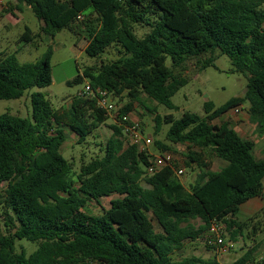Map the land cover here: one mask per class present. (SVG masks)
Here are the masks:
<instances>
[{"label": "trees", "instance_id": "16d2710c", "mask_svg": "<svg viewBox=\"0 0 264 264\" xmlns=\"http://www.w3.org/2000/svg\"><path fill=\"white\" fill-rule=\"evenodd\" d=\"M17 1L21 12L23 6L30 8L49 37L63 30L77 36L85 32L91 58L116 47V60L87 67L70 84L87 79L94 90L125 95L120 117L141 105L154 116L155 134L169 125L166 140L188 146L187 166L196 164L200 173L189 187L170 167L148 176L147 155L126 142L124 127L116 123L110 125L103 155L76 172L61 151L66 129L83 143L108 121L107 111L98 106V95L78 94L69 108L54 110L42 93H34L31 119L0 115V187L7 185L3 205L9 228L0 238V264H217L198 257L175 259L214 221L225 226L232 241L256 242L260 214L245 221L238 214L248 201L264 200V159L255 157L254 140L240 136L229 123L216 122L248 103L247 112L264 137V0ZM138 27L147 32L139 36ZM32 34L26 27L22 41L33 42ZM216 52L227 55L247 78L243 97L220 107L208 101L204 117L186 112L180 119L162 117L145 105L144 95L174 109L173 97L189 82L182 74L186 62L197 58L203 69L212 65ZM52 55L49 48L33 63L0 55V99H20L30 89L52 85ZM155 146L172 151L161 141ZM213 158L225 166L212 170ZM113 195L119 197L101 215L88 210L90 202L100 204ZM195 220L202 224L195 226ZM23 240L38 244L37 250L18 252L16 243ZM261 247L256 242L231 264H264V255L257 256Z\"/></svg>", "mask_w": 264, "mask_h": 264}, {"label": "rangeland", "instance_id": "374dc122", "mask_svg": "<svg viewBox=\"0 0 264 264\" xmlns=\"http://www.w3.org/2000/svg\"><path fill=\"white\" fill-rule=\"evenodd\" d=\"M22 9L23 12L17 11L20 13L21 18V23L18 26L11 24V22H14L12 14L9 16L10 21L6 19L8 15L7 12L11 11L10 8H4L0 11V55L14 54L21 63H33L40 60L47 50L52 48V85L46 88L30 89L20 99H0V115L11 114L31 119V96L34 93H42L54 110L69 108L72 98L77 96L84 89L87 79H83L81 84L70 83L73 82L78 75L83 74V71H85L87 67L93 69L99 68L102 62L110 63L116 60L119 57V52L116 47H110L99 58H91L85 52L88 45V35L85 32L77 36L71 30H63L56 34L54 38L49 37L41 31L42 23L34 16L32 11L29 10L27 6H23ZM183 16L185 17V14H183ZM26 27H29L33 33L32 35L35 36V39L31 43L22 41L21 38ZM78 27L83 26H81L80 23ZM146 32L147 29L144 27L137 28V34L139 36H142ZM210 56L211 54L205 55L201 57L200 60L202 61ZM197 62V58H191L185 64L182 74L188 78L189 82L173 97L174 109H169L164 105L158 104L144 95L142 98L145 105L156 110V113L162 117L172 114L175 119H180L186 112L204 117V104L206 102L211 101L216 107H220L233 98L245 95L247 91V78L243 74L235 71L227 55L216 52L212 65L203 69H201V66ZM167 64L168 66L172 65L171 59H168ZM175 72L180 71L177 70ZM111 98L116 106L125 105V103L128 102L125 95L122 97L112 96ZM248 107L249 104L245 103L244 108L247 109ZM223 121L224 120H217L216 123L222 124ZM129 122L139 123L142 132L153 139L154 143L150 147L152 153H162L156 148V141H161L172 148L170 152H172L177 159V168L184 169V175L178 178L186 187H189L190 184L197 180L200 173L197 165L192 164L191 167L187 166L190 152L188 146L183 144H171L166 140L169 125L163 124L160 133L155 134L154 127L156 123L154 122V116L146 112L145 109L138 104H135L134 111L131 113V116H129ZM111 124L112 122L109 119L83 143H78L77 136L69 130H66V141L61 151L64 157L72 162L76 172H79L83 163H88L92 158L103 155L104 146L112 133L110 129ZM248 138L256 142L257 155L255 156L258 159H264V155L260 156L261 150L264 149V138L259 136L257 132L254 135L250 134ZM225 164L224 161L213 158L212 170H219L225 166ZM6 186V184H3L2 187H0V238L9 234V228L5 224L3 205L7 189ZM118 197V195H113L108 198H103L100 204L90 202L88 210L95 215H101L105 210L111 207V201ZM258 203L260 205L255 212L251 211L252 204L243 205L240 208L238 219L240 221H245L257 213L260 214L258 221H261L262 224L259 227L261 232L254 237V239L257 240L256 242H261L262 244L257 255L260 258L264 255V201H259ZM150 217L153 219L156 230L160 231L161 229L152 214H150ZM192 223L197 227L202 224L200 220H195ZM208 236L209 233L206 232L196 241L187 242L184 249L179 252L182 257H175V259L183 260L184 258L198 257L205 261H216L217 264H231L247 252L250 247L256 244L252 239L246 240V238H237V241L234 242L225 229V240L230 249L227 253H220L215 248L207 247ZM16 248L18 252L25 250L27 254L30 255L37 250L38 244L26 240L17 241Z\"/></svg>", "mask_w": 264, "mask_h": 264}, {"label": "built area", "instance_id": "2783aa9c", "mask_svg": "<svg viewBox=\"0 0 264 264\" xmlns=\"http://www.w3.org/2000/svg\"><path fill=\"white\" fill-rule=\"evenodd\" d=\"M79 19H82V17L80 16ZM79 95H87L89 97L98 95V106L106 110L108 116L118 109V106L114 104L111 98L113 95L103 89L94 90L89 80L86 81L85 87ZM234 111L235 113H239L241 109L238 107ZM124 135L128 144L138 146L139 150L147 155L149 164L146 167V173L148 176H153L166 167L172 168L177 177L184 175V169H178L176 167L177 159L172 152L166 151L160 154L151 152L150 147L154 141L142 132L139 123H126L124 126ZM225 229L222 223L214 221L208 231L207 246L217 249L220 253H227L230 247L226 244Z\"/></svg>", "mask_w": 264, "mask_h": 264}, {"label": "crops", "instance_id": "0c3cea01", "mask_svg": "<svg viewBox=\"0 0 264 264\" xmlns=\"http://www.w3.org/2000/svg\"><path fill=\"white\" fill-rule=\"evenodd\" d=\"M18 1L17 0H0V11L3 10L4 8H10V12H7L8 15L6 16V19L8 21H10V15L12 14V18L14 20V22H11L12 25L14 26H18L21 23V18H20V13H18L17 11H20L17 7H18ZM28 9L30 10V8L28 7ZM7 10V9H6ZM244 96V95H243ZM243 96H239V97H243ZM71 104V103H70ZM124 105H120L118 106V109L116 112H113L110 116L109 119L111 120L112 124H120L123 127L125 126L126 123H130L129 122V116H131V114H129L126 117H120V110L123 108ZM238 108V107H237ZM241 109V111L239 113H235L234 109L230 110L229 112H227L226 114H224L220 119L218 120H224L222 123H229L230 126L232 128H234L238 134L244 138L250 139L248 138V136L251 134H256L257 132V125L255 122H253L251 120V117L249 115V113L247 112V109L244 108V105L239 107ZM108 119V120H109ZM229 119V120H228ZM111 124V125H112ZM67 130V129H66ZM258 134V132H257ZM260 136V135H259ZM78 138V137H77ZM264 138V137H263ZM252 140V139H251ZM255 141V140H254ZM256 144V142H255ZM64 145V144H63ZM63 154V153H62ZM260 156L264 155V149L261 150L260 152ZM254 155H257L256 153V145H255V149H254ZM259 156V155H258ZM256 157V156H255ZM257 158V157H256ZM258 159V158H257ZM224 167V166H223ZM222 167V168H223ZM221 168V169H222ZM220 170V169H219ZM214 171H218V170H214ZM263 202L264 200L260 199V198H254L250 201H248L247 204H252L251 206V211H256L257 208L259 207V203L258 202ZM251 202H255V203H251ZM244 204V205H245ZM243 206V205H242ZM241 206V207H242Z\"/></svg>", "mask_w": 264, "mask_h": 264}]
</instances>
